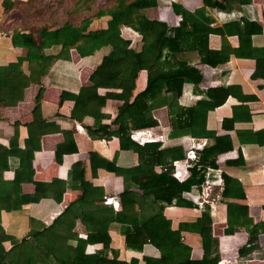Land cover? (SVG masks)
I'll use <instances>...</instances> for the list:
<instances>
[{
  "label": "crops",
  "instance_id": "1",
  "mask_svg": "<svg viewBox=\"0 0 264 264\" xmlns=\"http://www.w3.org/2000/svg\"><path fill=\"white\" fill-rule=\"evenodd\" d=\"M1 1L0 65L16 61L26 53L24 48L12 45L13 31H34L44 24L54 26L66 22L77 27L84 21H89V29L105 28L109 15H102V12L116 4V0H103L105 5L98 7L88 0H10L13 4L5 8ZM173 2L189 12L203 7V0H158L157 5L144 8L142 12L150 19L163 22L167 27H176L181 21V15L173 11ZM263 11L264 0H250L244 4L236 0H228L226 3L225 0H217L215 6H205L203 10V16L210 18V23H188L189 31L184 37L169 42V47L165 49L168 53H174V59L171 60L186 61L197 67L203 76L197 87L192 83H183L178 104L189 107L205 98L216 102L215 108L207 112L206 127L222 137L219 145L224 149L217 155L216 165L207 167L219 168L233 178L228 182V190L232 193L230 195L235 196L222 194V179V185L214 187L213 196L218 197L212 202V208L207 204L204 208L194 204H170L165 206L163 214L170 219L171 227L176 229L180 222H192L203 210H207L212 220V236L217 238V264H264V76H251L256 66V57L264 52ZM233 21L239 22L242 29L251 34L249 41H242L240 54L231 52L226 62L216 66L201 61L197 50V36L205 28L224 29L223 34L209 32V49L224 48L230 51L239 45V37L233 31L235 27L230 24ZM120 30V37L126 42L122 47L130 44L135 49H140L138 32L126 25H122ZM111 47L112 45L102 46L86 56H80L71 48L69 58L53 62L44 75H39L30 67L31 64L28 66L27 61L23 62L22 69L30 73L32 82L21 91V98L15 105L0 106V144L8 146L9 139L17 128L18 144L20 147L24 146L27 137L26 125L33 120L32 108L39 88H42L41 113L47 122L41 124L44 132L40 135V147L35 148L30 159L11 156L8 159L9 168L4 171L3 176L11 180L19 165L30 167L33 169V181L24 180L21 183V193L31 195L36 181L40 182V190H46L50 194L13 210H1V226L6 233L21 239L29 231L41 230L49 225L78 196L91 199L102 194L103 200L95 202L103 208L88 211V225H83L77 219L73 231L82 238H86L88 233L100 235V238L101 234H108L109 245L105 255L108 259L113 258L111 248L118 251V259L127 262L134 259L135 264H169L164 258L160 262L143 261V256L160 257L159 249L150 243H145L141 250L126 246L123 235L126 226L114 221V216L117 211L136 209L137 205L131 192L124 190L122 177L100 165L105 159L114 160L119 167H134L140 162L138 152L142 151L141 146L146 142H159L161 148L180 145L185 153L188 139L194 142L204 140L203 147L213 144L215 139L211 136L193 137L189 134L180 137L168 136L171 126L166 105L152 110L157 125L129 129V133L135 129H147L151 132V139L142 143L129 137L132 148L122 149L115 135L92 136L88 128L95 129L99 124H110L118 111L127 106L147 83L145 69L136 73L124 70L122 76L135 79L133 90L90 88L88 85L91 72L103 56L109 53ZM59 48L60 46L53 45L46 49V53L54 54ZM168 90L171 91L170 88ZM63 91L77 93L76 101L69 96L62 98ZM224 92L227 96L223 100ZM89 101H95L100 107L99 111L96 109L98 121L91 112H87ZM232 116L236 120L233 128L223 126L224 119ZM225 122L226 125L229 124L228 120ZM114 128L116 125H111V129ZM230 143L231 147L228 148ZM203 147L196 150L198 159ZM184 158L173 161L182 162ZM191 168L188 169L189 173ZM155 171H166L172 175V162L170 165H156ZM24 176L27 174L24 173ZM146 177L147 174H141L139 182L145 181ZM129 185L132 190L140 191L132 182ZM240 187L244 192L243 197ZM60 194L61 200H57ZM229 204H232V209H229L232 223L227 220ZM181 235L184 243L191 247L190 257L201 259L204 253L201 235L189 230H183ZM70 243L75 245L76 240H71ZM3 244L5 248L11 246L10 241ZM102 247V242H90L86 245L85 252L94 253Z\"/></svg>",
  "mask_w": 264,
  "mask_h": 264
},
{
  "label": "trees",
  "instance_id": "2",
  "mask_svg": "<svg viewBox=\"0 0 264 264\" xmlns=\"http://www.w3.org/2000/svg\"><path fill=\"white\" fill-rule=\"evenodd\" d=\"M227 1L225 0V3ZM236 1L240 4L250 2V0ZM157 3L158 0H116L112 8L102 12V15H109L106 27L95 30L89 29V21H84L77 27L68 25L66 22L54 26L44 24L34 31H13L12 45L24 48L26 53L24 56H19L16 61L0 65V106L15 105L21 98V91L32 82L30 73L22 69L24 61L28 62V66L31 64L30 67L34 68L39 75H44L53 62L69 58L71 48H74L80 56H86L93 54L102 46L112 45L109 53L103 56L89 76L88 86L92 89L103 87L133 90L135 79L122 76V72L131 70L136 73L138 70L145 69L147 71L145 88L136 93L133 100L118 111L110 124H99L95 129L88 128L89 133L92 136L115 135L122 149L132 148L129 129L157 125L152 110L166 105L171 126L168 136L180 137L184 134L193 137L211 136L214 137L215 142L203 147L198 161L182 182L166 171H155L156 165H170L173 160L185 157L180 145L161 148L159 142H146L141 146L142 151L138 152L139 164L130 168L119 167L114 160L104 159V163L100 166L122 177L124 190L131 192L137 205L136 209L117 211L114 221L126 226L123 229V235L127 247L141 250L145 243H150L159 249L160 257L143 256L145 263L160 262L164 258L169 264H217L219 261L217 238L212 236V220L207 210H203L201 215L192 222H180L176 229L171 227L170 219L163 214L165 206L170 204L198 207L191 200L190 195L185 193H194L200 188L205 179L207 166H215L217 155L224 149L219 145L222 137L206 127L207 112L215 108L216 102L211 98H205L189 107L178 104L183 83H192L197 87L203 78L202 73L186 61L176 59L174 62L171 60L174 59V53L165 51L169 47V42L184 37L189 31L187 30L188 23H210V18L203 16V10L205 6H215L217 0H203V7L193 12L173 2V11L181 15V21L176 27H167L163 22L150 19L142 12L144 8L157 5ZM12 4L10 0L1 1V5L5 8ZM99 13L96 14L100 15ZM262 18L264 19V11ZM230 24L235 27L233 31L239 37V45L230 51L224 48L209 49L207 46L209 32L217 31L223 34L224 29L221 27H213L209 30L205 28L204 32L197 36L199 38L197 50L201 61L216 66L226 62L231 52L240 54L242 41L243 43L249 41L251 34L246 33L239 22L233 21ZM122 25L129 26L138 32L141 42L140 49L137 50L130 44L127 47L121 46L126 43L120 37ZM53 45L60 46L58 52L46 53V49ZM260 75L264 76V52L256 57V66L251 74L253 78ZM169 88L171 91L168 90ZM41 95L42 88H39L32 108L33 120L26 125L27 137L24 140V146L20 147L18 144L17 128L10 137L8 146L0 144V212L3 209L9 211L19 208L27 202H36L50 194L46 190H40V182L36 181L35 190L31 195L21 193V183L24 180L33 181V169L30 167L19 165L14 170L11 180L3 176L4 171L9 168L8 159L11 156L30 159L35 148L40 147V135L44 132L41 124L47 122L41 113ZM66 96L71 97V100L75 102L77 93L63 91L61 97ZM226 96L227 93L224 92L222 99L224 100ZM96 109L98 111L100 109L96 102L89 101L87 112H91L98 121ZM234 118L235 116L225 118L224 120H228L229 124L226 125L223 121V126L233 128V123L236 121ZM111 125H116V128L111 129ZM92 155L93 152L90 153L91 157ZM219 170L224 180L222 194L235 196L230 195L232 193L228 190V182L233 178L221 169ZM24 173L27 176H24ZM141 174H147L148 177L145 181L139 182ZM130 182L140 191L132 190ZM240 193L243 197L244 192L241 187ZM57 200H61V194L57 196ZM95 200H103L102 194L91 199L78 196L49 225L41 230L29 231L21 239L6 233L1 226L0 218V264H135L134 259L129 262L118 259V251L111 248L113 258H106L109 245L108 234H101L100 238V235L88 233L86 238H82L73 231L77 219L83 225H88V211L103 208ZM207 205L212 208L209 204ZM229 209H232V204L227 206V220L232 223L229 218ZM183 230L197 232L201 235L204 249L201 259L190 257L191 247L182 240ZM71 240H76V244L72 245ZM5 241L11 242L9 248H5L3 244ZM90 242H102L103 247L94 253H86V245Z\"/></svg>",
  "mask_w": 264,
  "mask_h": 264
},
{
  "label": "built area",
  "instance_id": "3",
  "mask_svg": "<svg viewBox=\"0 0 264 264\" xmlns=\"http://www.w3.org/2000/svg\"><path fill=\"white\" fill-rule=\"evenodd\" d=\"M151 132L150 130H131L129 133V137L133 140H137L138 142H143L144 140H149ZM161 136V135H160ZM187 149L185 152V158L182 162L179 160L172 161L173 172L172 175L175 177L179 182L185 180L188 175V169L191 168L194 163L198 160L197 151L203 147L205 144L204 140L194 142L192 139H188L187 142ZM219 168H206L205 171V179L201 183L200 188L194 192H186L185 194L190 195L191 200L199 207L203 208L205 204H209L212 206V202L215 200V197L218 195L213 196V192L215 190V186L222 185V178L219 174Z\"/></svg>",
  "mask_w": 264,
  "mask_h": 264
},
{
  "label": "rangeland",
  "instance_id": "4",
  "mask_svg": "<svg viewBox=\"0 0 264 264\" xmlns=\"http://www.w3.org/2000/svg\"><path fill=\"white\" fill-rule=\"evenodd\" d=\"M88 1H91L90 3L94 4V6L98 7L99 5L102 6V5H105V1L103 0H88ZM96 1V2H95ZM96 3V4H95ZM95 7V8H96Z\"/></svg>",
  "mask_w": 264,
  "mask_h": 264
}]
</instances>
